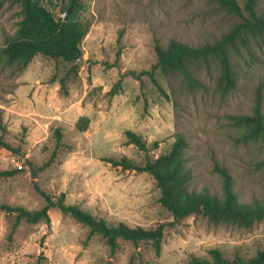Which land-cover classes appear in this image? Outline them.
I'll return each mask as SVG.
<instances>
[{"label": "rangeland", "instance_id": "1", "mask_svg": "<svg viewBox=\"0 0 264 264\" xmlns=\"http://www.w3.org/2000/svg\"><path fill=\"white\" fill-rule=\"evenodd\" d=\"M40 2L56 18L71 6L69 0ZM239 2L245 5V0ZM258 10L264 13V0ZM73 11L72 5L69 15ZM23 16L21 0H0V118L5 140L18 149L0 146V169L18 170L0 176V206L41 208L45 199L35 187L39 185L55 198L66 192L68 204H79L110 223L166 226L160 255L150 241L134 244L122 238L112 252L100 234L90 235L89 226L56 207L50 209V223L23 219L14 232L16 214L0 208V264H188L196 256L212 258L215 248L230 259L250 258L264 249V218L250 228L215 223L203 214L175 221L160 203L152 175L102 159L127 155L144 163L167 152L182 133L189 141L190 190L222 196V177L214 169L219 163L231 173L240 201L264 200V166L257 165L264 159V141H239L244 127L232 119L253 112L259 87L264 106V32L232 51L238 77L228 94L218 86V59L191 65L200 87H190L179 71L158 68L157 82L148 75H126L113 90L123 73L152 69L157 42H214L239 17L214 0H81L78 18L88 26L81 41L82 65L37 54L22 67L9 63L2 49ZM82 116L90 119L86 131L76 128ZM57 128L63 133L61 144ZM127 130L142 136L149 150L130 143Z\"/></svg>", "mask_w": 264, "mask_h": 264}, {"label": "trees", "instance_id": "2", "mask_svg": "<svg viewBox=\"0 0 264 264\" xmlns=\"http://www.w3.org/2000/svg\"><path fill=\"white\" fill-rule=\"evenodd\" d=\"M228 12L239 17L227 32L216 39L202 45L194 46L179 40H171L167 46L159 42L155 45L157 61L150 70L137 73L130 70L123 73L113 90H118L123 77L132 75L138 79L142 75H148L157 82L155 70L161 69L164 73L175 71L181 72L190 87L203 86L201 81L191 71L194 62H208L210 59H218L222 66L218 86L223 94L234 91L237 87L238 71L232 61L231 53L239 52L240 46L246 47L249 36H256L264 32V13L259 12L258 6L261 0H245L242 6L239 0H214ZM74 6V11L67 18H56L54 13L45 7L40 0H21L23 19L20 21L16 33L7 38L2 49L9 63H19L22 67L27 66L37 54H43L53 58H62L67 62H76L83 54L81 41L88 31V26L78 18L81 0H69ZM232 119L244 127L238 136L239 141L260 138L264 141V106L262 88L256 91V99L251 114L233 115ZM3 119L0 118V125ZM89 117L82 116L76 123L79 131L89 128ZM3 133L0 134V146L17 152L18 149L7 142L4 138L6 128L2 125ZM58 144H61L63 133L60 128L56 129ZM128 141L148 151L149 146L142 136L132 130H127ZM158 142L153 143L157 148ZM189 147L187 137L179 133L171 144L169 150L156 158L148 157L144 163H139L127 155L120 157L105 156L102 159L113 166H120L124 170H135L147 172L154 177L161 191L160 203L173 215L175 221H179L191 214H203L215 223L232 222L242 227L250 228L258 220L264 218V200L258 199L252 202L239 200L234 189V179L229 170L215 163L214 169L221 175L223 181V194L218 196L209 191H195L189 189L193 178V172L188 167L186 151ZM57 155L55 150L53 156L47 162L49 164ZM264 166V159L257 163ZM17 169H0V176H13ZM37 191L44 197L45 204L39 209H28L22 205L2 204L0 208L16 214L13 232L21 222L29 223L51 222L50 209L58 208L63 213L71 214L77 221L89 226L90 235L100 234L105 242L115 252L118 240H130L134 244L141 241H150L157 255L162 252V239L164 236L165 223L154 228L142 226H130L124 221L110 223L107 219L98 217L89 210L83 209L79 204H68L66 192H61L54 197L39 185L35 186ZM212 258L193 257L188 264H264V249L250 258L235 256L227 258L222 251L215 248L210 250Z\"/></svg>", "mask_w": 264, "mask_h": 264}, {"label": "water", "instance_id": "3", "mask_svg": "<svg viewBox=\"0 0 264 264\" xmlns=\"http://www.w3.org/2000/svg\"><path fill=\"white\" fill-rule=\"evenodd\" d=\"M71 8H72V5L70 6V8L68 10H66L64 12L63 18H67V16L70 13ZM82 63H83V55L79 56V58L77 59V64L78 65H82ZM36 172H37L36 168L35 167H32L31 168V175H32V177H35L36 176Z\"/></svg>", "mask_w": 264, "mask_h": 264}]
</instances>
